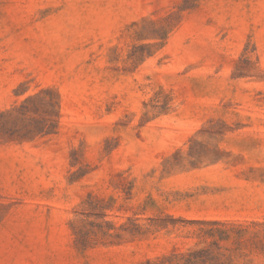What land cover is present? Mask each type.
I'll list each match as a JSON object with an SVG mask.
<instances>
[{
  "label": "rangeland",
  "instance_id": "rangeland-1",
  "mask_svg": "<svg viewBox=\"0 0 264 264\" xmlns=\"http://www.w3.org/2000/svg\"><path fill=\"white\" fill-rule=\"evenodd\" d=\"M0 264H264V0H0Z\"/></svg>",
  "mask_w": 264,
  "mask_h": 264
}]
</instances>
